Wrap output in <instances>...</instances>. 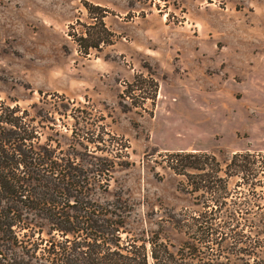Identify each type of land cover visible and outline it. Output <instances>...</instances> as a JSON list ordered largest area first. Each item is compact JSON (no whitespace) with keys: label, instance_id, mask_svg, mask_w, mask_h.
I'll return each instance as SVG.
<instances>
[{"label":"rangeland","instance_id":"374dc122","mask_svg":"<svg viewBox=\"0 0 264 264\" xmlns=\"http://www.w3.org/2000/svg\"><path fill=\"white\" fill-rule=\"evenodd\" d=\"M0 100L61 148L123 146L97 192L129 204L123 238L210 226L256 252L218 261L264 263V0H0ZM179 151L209 158L177 174Z\"/></svg>","mask_w":264,"mask_h":264},{"label":"trees","instance_id":"16d2710c","mask_svg":"<svg viewBox=\"0 0 264 264\" xmlns=\"http://www.w3.org/2000/svg\"><path fill=\"white\" fill-rule=\"evenodd\" d=\"M38 128L27 110L0 100V264H223L217 260L221 253L256 255L223 244L225 233L210 226L181 230L185 238L178 244L157 233L123 238L129 204L97 197L115 166L128 163L123 146L111 154L96 145L106 140L101 135L73 130L64 149L49 137L41 140ZM173 155L180 163L172 170L184 175L185 168L209 158L202 152ZM172 223L180 224L176 218Z\"/></svg>","mask_w":264,"mask_h":264}]
</instances>
